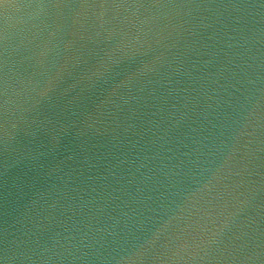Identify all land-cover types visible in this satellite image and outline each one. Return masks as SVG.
<instances>
[{
    "label": "water",
    "instance_id": "95a60500",
    "mask_svg": "<svg viewBox=\"0 0 264 264\" xmlns=\"http://www.w3.org/2000/svg\"><path fill=\"white\" fill-rule=\"evenodd\" d=\"M0 264H264V0H0Z\"/></svg>",
    "mask_w": 264,
    "mask_h": 264
}]
</instances>
